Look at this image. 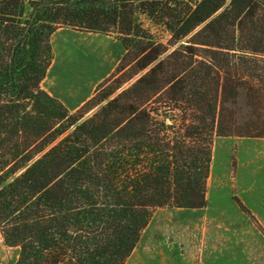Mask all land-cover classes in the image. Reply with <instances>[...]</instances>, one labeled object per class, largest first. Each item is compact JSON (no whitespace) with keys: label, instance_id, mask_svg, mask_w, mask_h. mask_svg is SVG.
<instances>
[{"label":"trees","instance_id":"1","mask_svg":"<svg viewBox=\"0 0 264 264\" xmlns=\"http://www.w3.org/2000/svg\"><path fill=\"white\" fill-rule=\"evenodd\" d=\"M60 27L124 47L74 112L41 86ZM216 136L264 137V0H0V233L14 264H124L155 208L206 205Z\"/></svg>","mask_w":264,"mask_h":264},{"label":"rangeland","instance_id":"2","mask_svg":"<svg viewBox=\"0 0 264 264\" xmlns=\"http://www.w3.org/2000/svg\"><path fill=\"white\" fill-rule=\"evenodd\" d=\"M144 26H149L163 41L169 37L164 28L154 27L147 20H144ZM50 42L53 56L49 66L51 83L54 76L63 74L69 80L76 81L79 93L88 92L91 85L94 93L99 84L115 73L124 54L122 41L114 33L77 31L63 27L52 34ZM132 68L133 65L127 66L126 74L131 73ZM138 75L122 87L127 86ZM101 94L102 90L97 98ZM104 102L105 100L100 104ZM206 183V212L212 213L216 204L240 208L249 215L252 222L249 229H246L245 250L264 253V137H214ZM248 207L258 210L262 215V222L256 220ZM192 211L191 208L171 206L155 208L124 264H184L193 260L198 238L193 225L201 220L199 215L204 210ZM175 225L178 227H173ZM17 257L18 248L7 245L0 233V264H14Z\"/></svg>","mask_w":264,"mask_h":264},{"label":"crops","instance_id":"3","mask_svg":"<svg viewBox=\"0 0 264 264\" xmlns=\"http://www.w3.org/2000/svg\"><path fill=\"white\" fill-rule=\"evenodd\" d=\"M62 29L63 27L58 28L54 34ZM41 84L50 95L61 101L69 110L77 109L93 93L92 85L86 93L77 92L76 81L69 80L63 74L54 76L51 83L49 67ZM174 208L183 209L184 207ZM248 208L256 220L262 222V215L258 213V210ZM191 210L192 212L204 211L199 215L201 220L193 225L195 234L198 235L194 259L184 264H264V253L257 251L252 253L245 250L246 229H249L252 222L249 215L240 208L235 205L216 204L212 213L206 212L207 205L191 208Z\"/></svg>","mask_w":264,"mask_h":264}]
</instances>
